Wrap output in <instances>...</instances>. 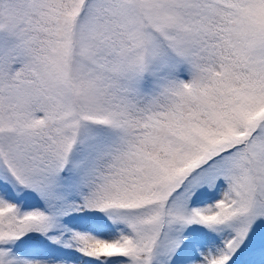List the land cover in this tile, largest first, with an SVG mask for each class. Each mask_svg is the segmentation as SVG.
<instances>
[{
  "label": "snow or ice",
  "instance_id": "1",
  "mask_svg": "<svg viewBox=\"0 0 264 264\" xmlns=\"http://www.w3.org/2000/svg\"><path fill=\"white\" fill-rule=\"evenodd\" d=\"M0 264H264V0H0Z\"/></svg>",
  "mask_w": 264,
  "mask_h": 264
}]
</instances>
